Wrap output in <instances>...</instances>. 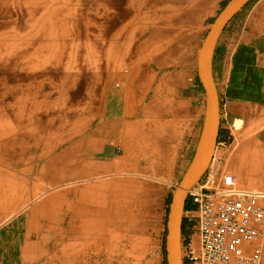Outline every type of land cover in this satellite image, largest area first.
<instances>
[{
    "label": "crops",
    "instance_id": "obj_1",
    "mask_svg": "<svg viewBox=\"0 0 264 264\" xmlns=\"http://www.w3.org/2000/svg\"><path fill=\"white\" fill-rule=\"evenodd\" d=\"M226 1L0 0V216L53 189L0 235V264H30L50 233L63 264H93L128 235L129 263H159L157 201L194 156L195 55ZM83 14L110 17L105 37L96 18L79 34ZM211 75L231 138L220 164L264 190V0L225 27Z\"/></svg>",
    "mask_w": 264,
    "mask_h": 264
},
{
    "label": "built area",
    "instance_id": "obj_2",
    "mask_svg": "<svg viewBox=\"0 0 264 264\" xmlns=\"http://www.w3.org/2000/svg\"><path fill=\"white\" fill-rule=\"evenodd\" d=\"M230 139L218 134L211 162L188 192L183 264H264V190L239 186L220 166L217 150L228 148Z\"/></svg>",
    "mask_w": 264,
    "mask_h": 264
},
{
    "label": "water",
    "instance_id": "obj_3",
    "mask_svg": "<svg viewBox=\"0 0 264 264\" xmlns=\"http://www.w3.org/2000/svg\"><path fill=\"white\" fill-rule=\"evenodd\" d=\"M252 0H228L211 22L195 55L198 82L203 88L205 106L195 153L174 188L166 226L167 264H183L182 223L189 190L200 180L211 162L220 128L219 100L211 75V58L217 41L228 23Z\"/></svg>",
    "mask_w": 264,
    "mask_h": 264
},
{
    "label": "rangeland",
    "instance_id": "obj_4",
    "mask_svg": "<svg viewBox=\"0 0 264 264\" xmlns=\"http://www.w3.org/2000/svg\"><path fill=\"white\" fill-rule=\"evenodd\" d=\"M97 19V23H98V28L100 29L102 27L101 30H99V32L97 33L98 36L100 37H105L106 35V30H105V24L108 20H110V17L109 16H98V17H89V16H86V15H82L80 17V23L82 25V27L80 28L81 31L79 32V34L82 33V36L85 35L86 33L88 32H85V23H87V20L88 19H91V23L92 21H94V19ZM95 34V33H94ZM92 36V34L90 33V37ZM88 40V36H84L83 37V40ZM238 125V122L237 124ZM219 156V154H216ZM220 166H222L220 164ZM177 184H173V187H170L169 191L168 192H162L161 193V197H160V202L157 201L158 203H160V205L157 206V210L159 209L160 210V236H156L155 237V240H156V243H158L157 245V248H158V251L160 252V256H159V259L157 258V261H159L160 264H163V261H164V256H163V252H162V242H163V239L165 237V229H164V221H165V214H166V209H167V200L169 197H172V194L174 192V188ZM47 191L48 189L45 188ZM45 189H40L38 191V194L37 195H34V198L31 199V201H29L27 203V205L23 206V207H17V208H14L13 209V213L11 216L9 217H5L3 216V214L0 216V235L3 236V234L5 233V231H9L13 225L15 226L16 223H19V225H22L23 227H25V225L27 224L26 221L24 220L23 218V215H25L26 213H30L33 209V207H35L38 203L41 202L42 199H44V197L52 190H50L48 193H46V190ZM55 189V188H54ZM162 205V206H161ZM158 220V219H157ZM158 221H156L157 223ZM154 224V223H153ZM18 225V224H17ZM32 227V224L30 226L27 227V230H28V235L30 234V237L33 238L34 240V233L30 232V229ZM27 235V238L29 237ZM50 235V237H49ZM36 236V235H35ZM128 237L129 235L127 236L126 239L122 240L120 242V246L119 248L118 247H115L113 246V249H115L113 252H102L100 255L97 256V258H95L94 260V263L93 264H131L129 263V261H127V257H125V252H129L130 249H126L127 245H128ZM52 239V233L50 234H47L46 235V238H43L41 239L40 241L44 243V247L38 251L39 254L37 255H33L31 254L29 257H28V260L31 261L30 264H63L64 262V259H63V255L61 254V252L56 249V243H57V240H52L51 243H50V240ZM26 240V245L25 247H23L22 249V253L24 250L28 249L30 247V245L32 246L31 243V239ZM154 240V239H153ZM50 243V252H51V255L50 257H45V253L47 252V247ZM131 260V258H130ZM33 261V263H32ZM158 263V264H159Z\"/></svg>",
    "mask_w": 264,
    "mask_h": 264
},
{
    "label": "trees",
    "instance_id": "obj_5",
    "mask_svg": "<svg viewBox=\"0 0 264 264\" xmlns=\"http://www.w3.org/2000/svg\"><path fill=\"white\" fill-rule=\"evenodd\" d=\"M228 1V0H227ZM226 1V2H227ZM226 2L223 4V6L226 4ZM171 197L168 198L167 200V209H166V217H165V237H166V226H167V218H168V213H169V207H170V204H171ZM186 206H185V210H188L191 208V203L189 202V200L186 201ZM182 230L184 232V223L182 225ZM165 237L163 239V247H162V251H163V256H164V261H163V264H167V260H166V251H165Z\"/></svg>",
    "mask_w": 264,
    "mask_h": 264
},
{
    "label": "bare ground",
    "instance_id": "obj_6",
    "mask_svg": "<svg viewBox=\"0 0 264 264\" xmlns=\"http://www.w3.org/2000/svg\"><path fill=\"white\" fill-rule=\"evenodd\" d=\"M111 224V223H110ZM118 225V224H117ZM110 226V225H109ZM119 226V225H118ZM111 227V226H110ZM90 228V227H89ZM108 229V228H107ZM53 232H54V229H53ZM34 233V232H33ZM75 234V233H74ZM53 235V234H52ZM33 237V236H32ZM35 237V236H34ZM106 238V237H105ZM74 240V239H73ZM63 241V240H62ZM32 244V243H31ZM36 244V243H35ZM59 244V243H58ZM38 245V244H37ZM58 246V245H57ZM34 247V245H33ZM92 247V246H91ZM33 249V248H32ZM38 249V248H37ZM40 249V248H39ZM28 251V250H27ZM32 251V250H31ZM79 252V251H78ZM31 253V252H30ZM68 253V252H67ZM63 254V253H62ZM70 259V258H69Z\"/></svg>",
    "mask_w": 264,
    "mask_h": 264
},
{
    "label": "flooded vegetation",
    "instance_id": "obj_7",
    "mask_svg": "<svg viewBox=\"0 0 264 264\" xmlns=\"http://www.w3.org/2000/svg\"><path fill=\"white\" fill-rule=\"evenodd\" d=\"M184 233V232H183Z\"/></svg>",
    "mask_w": 264,
    "mask_h": 264
}]
</instances>
